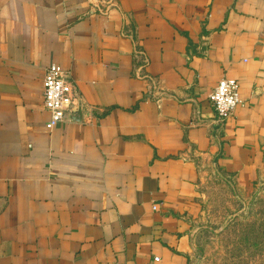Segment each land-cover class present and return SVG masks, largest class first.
<instances>
[{
  "label": "crops",
  "instance_id": "obj_1",
  "mask_svg": "<svg viewBox=\"0 0 264 264\" xmlns=\"http://www.w3.org/2000/svg\"><path fill=\"white\" fill-rule=\"evenodd\" d=\"M97 1L0 0V264H189L206 183L264 175V0ZM51 64L84 101L53 128Z\"/></svg>",
  "mask_w": 264,
  "mask_h": 264
},
{
  "label": "rangeland",
  "instance_id": "obj_2",
  "mask_svg": "<svg viewBox=\"0 0 264 264\" xmlns=\"http://www.w3.org/2000/svg\"><path fill=\"white\" fill-rule=\"evenodd\" d=\"M197 204L189 264H264V175L249 185L215 177Z\"/></svg>",
  "mask_w": 264,
  "mask_h": 264
},
{
  "label": "built area",
  "instance_id": "obj_3",
  "mask_svg": "<svg viewBox=\"0 0 264 264\" xmlns=\"http://www.w3.org/2000/svg\"><path fill=\"white\" fill-rule=\"evenodd\" d=\"M103 2L109 5L112 4L111 0H98L94 4L95 12L101 13L107 10H104ZM137 54L140 62H142L139 67L145 69L149 64L145 53L137 51ZM43 88L45 109L51 115L48 124L50 128L59 123L74 120L73 117L78 116V113L81 112L84 102L83 97L78 91L76 83L70 77V73L59 65L51 64L47 68ZM151 97L159 98L153 95V91L148 95V98ZM208 99L214 109L218 125L224 126L228 119L234 116L237 107L243 102L240 96L239 82L236 79H221L210 92Z\"/></svg>",
  "mask_w": 264,
  "mask_h": 264
},
{
  "label": "water",
  "instance_id": "obj_4",
  "mask_svg": "<svg viewBox=\"0 0 264 264\" xmlns=\"http://www.w3.org/2000/svg\"><path fill=\"white\" fill-rule=\"evenodd\" d=\"M81 113V112H80ZM80 113H78V116H80Z\"/></svg>",
  "mask_w": 264,
  "mask_h": 264
}]
</instances>
